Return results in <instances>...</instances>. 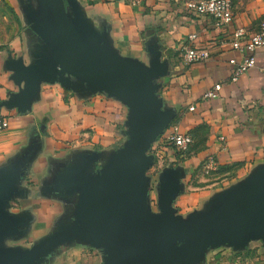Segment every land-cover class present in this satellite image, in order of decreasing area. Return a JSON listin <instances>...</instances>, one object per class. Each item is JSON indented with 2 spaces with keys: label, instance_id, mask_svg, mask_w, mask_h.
Instances as JSON below:
<instances>
[{
  "label": "crops",
  "instance_id": "crops-1",
  "mask_svg": "<svg viewBox=\"0 0 264 264\" xmlns=\"http://www.w3.org/2000/svg\"><path fill=\"white\" fill-rule=\"evenodd\" d=\"M185 1L77 0L85 17L98 31L107 33L121 55L149 65V46H154L170 63L169 75L160 80L163 86L159 92L166 107L176 111L167 130L177 124L184 133L193 134L194 140L189 153L168 148L166 155L165 167H177L183 173L182 193L173 204L183 216L204 209L214 195L264 164V47L256 53V66L237 82L231 81L229 62L242 61L241 53L230 46L233 32L244 28L250 36L258 31L264 21V0H232L234 21L224 28L216 27L207 16L189 13ZM7 2L13 10L17 3L24 19L21 35L12 43L9 55L22 57L29 64L39 41L24 9L29 4L35 7L36 0ZM191 34L197 35L192 42L188 40ZM190 47L209 49L210 59L186 63L183 56ZM0 67V99L5 100L18 88L5 69V61ZM218 83L223 85L219 96L206 98ZM128 114L123 103L106 94H86L59 83L42 84L31 111L25 114L17 109H0V115L10 122L0 134V167L21 157L32 144L37 147L21 177L20 194L11 200L9 209L24 216L27 226L21 237L7 240V245L30 248L19 241L44 229V223L50 222L39 240L59 221L73 219L76 200L57 196L50 184L80 153L98 152L105 159L120 148L127 139ZM211 156L216 167L206 174L202 166ZM102 163L98 162L96 169ZM148 175L151 177L149 171ZM49 204L55 206L52 217L46 209ZM202 264H264V241H250L239 251L227 246L211 249Z\"/></svg>",
  "mask_w": 264,
  "mask_h": 264
},
{
  "label": "water",
  "instance_id": "water-1",
  "mask_svg": "<svg viewBox=\"0 0 264 264\" xmlns=\"http://www.w3.org/2000/svg\"><path fill=\"white\" fill-rule=\"evenodd\" d=\"M36 3L24 13L39 44L29 64L12 55L5 61L18 91L0 99V109L31 111L44 83L103 93L128 108L127 139L105 159L98 152L80 153L55 175L51 190L76 200L73 219L59 221L30 248L6 241L21 237L27 226L24 216L9 209L36 145L0 167V264H46L59 248L75 244L100 251L103 264H202L211 249L239 251L250 241H264V164L187 216L173 206L182 193L183 173L167 166L156 185L158 211L152 209L148 171L156 157L150 151L176 118L159 93L169 61L154 46H149V65L121 55L107 33L85 17L77 0Z\"/></svg>",
  "mask_w": 264,
  "mask_h": 264
},
{
  "label": "built area",
  "instance_id": "built-area-1",
  "mask_svg": "<svg viewBox=\"0 0 264 264\" xmlns=\"http://www.w3.org/2000/svg\"><path fill=\"white\" fill-rule=\"evenodd\" d=\"M185 9L189 13L211 18L218 28H224L231 25L234 21L233 2L232 0H186ZM196 34L188 36L190 42L196 39ZM230 46L242 55V61L231 59L229 62L232 66L231 81L237 82L239 77L251 68L256 66V53L264 47V21L260 24L259 29L253 35H248L246 29L237 28L230 40ZM211 52L207 48L190 47L187 48L183 56L184 61L188 64L204 62L209 60ZM264 71V69H263ZM222 83L216 84L213 89L206 93V98L214 99L219 96L222 89ZM194 110V107H190ZM10 125L7 116L0 115V134ZM224 141V137L220 138ZM194 140L190 133H184L179 125H173L153 144L152 153L159 159L166 157L167 149L174 148L180 153H186ZM203 169L206 174L216 167V161L213 156L209 157L203 163Z\"/></svg>",
  "mask_w": 264,
  "mask_h": 264
},
{
  "label": "rangeland",
  "instance_id": "rangeland-1",
  "mask_svg": "<svg viewBox=\"0 0 264 264\" xmlns=\"http://www.w3.org/2000/svg\"><path fill=\"white\" fill-rule=\"evenodd\" d=\"M14 5V10L12 11L7 0H0V65L9 58V50L12 43L21 35V25L24 19L17 3L15 4L14 2ZM25 47L27 49V46ZM22 49L19 50L20 54L23 52ZM152 152L151 150L150 153ZM166 164H168L167 156L157 159L154 167L149 170L153 185L151 190V207L154 211H158L156 185L159 175ZM50 204L46 206V209L49 211L50 217H52L53 214L51 212H54L53 209L55 206ZM49 223L50 222L44 224L47 226ZM46 226L43 228L45 229ZM44 229L39 228L26 239L19 241V244L24 247L32 246V244L38 241L39 238L47 232L48 227ZM46 264H103V254L96 249H91L80 244L63 246L59 248L57 254Z\"/></svg>",
  "mask_w": 264,
  "mask_h": 264
},
{
  "label": "trees",
  "instance_id": "trees-1",
  "mask_svg": "<svg viewBox=\"0 0 264 264\" xmlns=\"http://www.w3.org/2000/svg\"><path fill=\"white\" fill-rule=\"evenodd\" d=\"M12 11H13V9H12ZM190 134H191V133H190ZM191 136L193 137V134H191ZM192 145H193V144H192ZM192 145H191V147H192ZM191 147L189 148V150H188L186 153H189V152H190ZM186 153H181V154H186Z\"/></svg>",
  "mask_w": 264,
  "mask_h": 264
}]
</instances>
